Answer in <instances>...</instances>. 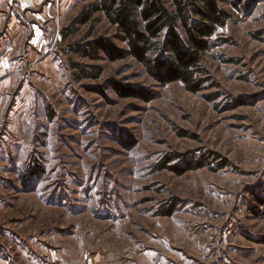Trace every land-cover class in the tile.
Masks as SVG:
<instances>
[{
	"label": "rangeland",
	"instance_id": "rangeland-1",
	"mask_svg": "<svg viewBox=\"0 0 264 264\" xmlns=\"http://www.w3.org/2000/svg\"><path fill=\"white\" fill-rule=\"evenodd\" d=\"M220 1L199 94L75 55L123 47L107 22L64 38L99 0L15 3L7 36L0 6V264H264V0ZM193 155L218 160L163 170Z\"/></svg>",
	"mask_w": 264,
	"mask_h": 264
},
{
	"label": "trees",
	"instance_id": "trees-1",
	"mask_svg": "<svg viewBox=\"0 0 264 264\" xmlns=\"http://www.w3.org/2000/svg\"><path fill=\"white\" fill-rule=\"evenodd\" d=\"M229 20L220 0H99L89 5L63 35L72 37L78 28L107 22L123 47L102 38L72 47L73 53L90 60L102 56L110 62L132 59L159 85L181 84L187 92L199 94L212 81L203 66L205 56L215 46L218 29ZM94 70L96 75L82 71L77 81L98 78L101 69ZM115 90L120 96L142 97L128 87L116 85ZM178 159L168 158L163 170L183 175L212 166L218 155H193L184 162L190 169L172 166ZM260 200L263 205L264 199Z\"/></svg>",
	"mask_w": 264,
	"mask_h": 264
},
{
	"label": "crops",
	"instance_id": "crops-1",
	"mask_svg": "<svg viewBox=\"0 0 264 264\" xmlns=\"http://www.w3.org/2000/svg\"><path fill=\"white\" fill-rule=\"evenodd\" d=\"M53 1H56V0H52L50 5H53L54 3ZM15 3H18L19 6H21L23 9H28V8L31 9L33 7H38V5L40 4V0H0V6L3 5L4 8L6 9V6L8 8V4H9L11 7L8 11H6L7 21H6V24L3 25V29H5L4 34L6 36L10 33L11 30L15 29L18 23V17L15 13V8H14ZM0 24H2L1 19H0ZM31 27L33 28L32 24H31Z\"/></svg>",
	"mask_w": 264,
	"mask_h": 264
}]
</instances>
